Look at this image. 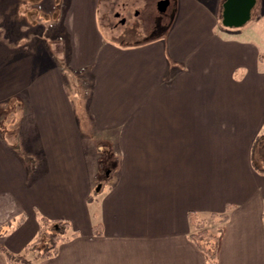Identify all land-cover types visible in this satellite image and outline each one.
<instances>
[{
  "label": "crops",
  "instance_id": "1",
  "mask_svg": "<svg viewBox=\"0 0 264 264\" xmlns=\"http://www.w3.org/2000/svg\"><path fill=\"white\" fill-rule=\"evenodd\" d=\"M101 1L2 7L55 31L38 70L29 54L8 78L27 119L15 138L0 126V246L23 251L45 217L75 233L40 264H208L199 219L225 227L217 264H264V0L249 37L217 30L225 0H177L163 36L137 46L104 37Z\"/></svg>",
  "mask_w": 264,
  "mask_h": 264
},
{
  "label": "rangeland",
  "instance_id": "2",
  "mask_svg": "<svg viewBox=\"0 0 264 264\" xmlns=\"http://www.w3.org/2000/svg\"><path fill=\"white\" fill-rule=\"evenodd\" d=\"M15 1L19 3V0H0V10L2 9L0 11V61L12 59L11 64L9 62L0 63V126L1 129L6 132V138H11L7 135L9 131L12 138H15L14 132H17V135L21 131V125L27 119L24 117L23 101L16 96L9 98V85H14L15 82L10 81L8 78L10 75L16 74L17 69L18 71L23 69L20 66H24V64L26 65V57L29 54L35 55L34 63L38 70V65L43 62L42 54L39 52L38 47L41 45V42L43 43V41H45L46 38H49L55 31L54 28L51 30L49 27L46 29L41 27L32 28L26 23L24 17L9 15V11H5L2 7H14ZM158 1L159 0H102L99 19L104 37L108 40H114L116 42H125V45L129 46H137L140 45L141 42H148L150 40L161 38L164 33L158 32L167 30L168 26L174 22L179 9L177 6V0H172L166 11H158ZM207 2L213 5L217 1L207 0ZM258 3L259 0H257L255 6L253 7V16L251 19L244 25L236 27L240 30H234L233 28L235 27H229L231 29L228 30L224 25H222V15L217 17V23L219 24V26H217V30H219L220 33L222 31L224 35L229 37H236V34L242 37H249L248 32H245V30H248L251 26ZM53 7L54 5H52V8ZM117 11L120 12V17L115 15ZM121 17L126 18L127 21L125 24L119 21ZM263 28L264 25H260L259 31L262 29V34H264ZM36 43L37 45L38 43L40 45L36 46ZM262 51L264 54V50ZM17 60L21 63V65L17 62ZM11 142L14 143V141ZM262 148H264L263 144L259 143L255 149L256 156H258L259 152L263 151ZM260 156L259 159L255 160L260 166L262 165L261 167H264V161H260L263 160V156L261 158ZM110 162L111 160L108 156L106 159H103V168L104 166L106 167V165H109ZM97 178L100 183L96 186L91 196L92 200L94 199L93 201L90 200L92 201L90 203V207L92 209L94 208L96 201L100 197V192L102 191V189L100 188V191L98 187L102 186L103 182L104 187L110 183L108 170H105V168L101 171V174H99ZM197 221L199 222V219H197ZM220 225V223L216 225L214 221H210L206 225L201 223L200 226H193V230L199 231L200 229H207L210 234L218 236V226Z\"/></svg>",
  "mask_w": 264,
  "mask_h": 264
},
{
  "label": "trees",
  "instance_id": "3",
  "mask_svg": "<svg viewBox=\"0 0 264 264\" xmlns=\"http://www.w3.org/2000/svg\"><path fill=\"white\" fill-rule=\"evenodd\" d=\"M253 164L257 170L264 173V168L261 167L256 160H253ZM227 218V214L224 213L221 215L220 221L223 222ZM200 225L201 223L198 222L197 219L193 221L194 227ZM218 228V236L210 234L207 229H200L199 231L192 230L190 233L191 239L203 252L208 264H217L219 242L225 227L221 224ZM71 229V222L66 219H49L42 217L36 239L29 243L23 251L13 253L3 246H0V250L5 252L8 264H40L45 258L55 255L60 243L67 240L75 233ZM212 238H214L213 241Z\"/></svg>",
  "mask_w": 264,
  "mask_h": 264
},
{
  "label": "water",
  "instance_id": "4",
  "mask_svg": "<svg viewBox=\"0 0 264 264\" xmlns=\"http://www.w3.org/2000/svg\"><path fill=\"white\" fill-rule=\"evenodd\" d=\"M257 0H225L223 3L222 23L228 27H240L251 18V11ZM170 0H159V11H165ZM126 19L123 18L122 22Z\"/></svg>",
  "mask_w": 264,
  "mask_h": 264
},
{
  "label": "flooded vegetation",
  "instance_id": "5",
  "mask_svg": "<svg viewBox=\"0 0 264 264\" xmlns=\"http://www.w3.org/2000/svg\"><path fill=\"white\" fill-rule=\"evenodd\" d=\"M115 15L117 16V17H120L121 16V14H120V12L119 11H117L116 13H115ZM122 19H123V17H121L120 19H119V21L120 22H122ZM126 19V18H125ZM127 20H125L124 22H122V23H124L125 24V22H126Z\"/></svg>",
  "mask_w": 264,
  "mask_h": 264
}]
</instances>
